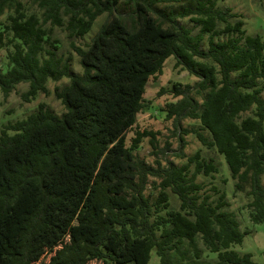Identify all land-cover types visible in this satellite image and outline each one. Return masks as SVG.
I'll list each match as a JSON object with an SVG mask.
<instances>
[{"label": "trees", "instance_id": "trees-1", "mask_svg": "<svg viewBox=\"0 0 264 264\" xmlns=\"http://www.w3.org/2000/svg\"><path fill=\"white\" fill-rule=\"evenodd\" d=\"M219 1L197 0L167 13L157 8L162 0H129L130 10L120 14L121 0H0L5 98L28 84L29 102L48 93L50 81L70 80L55 91L64 114L41 104L0 134V264H149L153 251L160 264H256L233 249L245 234L226 193L214 187L219 197L212 200L198 181L215 178L219 165L184 152V136L195 134L222 155L236 192L250 198L251 222L264 223V39L247 35L241 16L219 9ZM105 14L85 49L71 44L82 68L74 73L58 56L54 28L83 38ZM188 17L198 35L179 22ZM171 57L199 79L168 90L180 99L163 110L179 136L176 156L187 163L154 166L134 152L146 138L158 149V139L135 128L147 84ZM186 119L201 128H184ZM151 179L159 181L155 199L147 195ZM199 240L215 261L201 258Z\"/></svg>", "mask_w": 264, "mask_h": 264}, {"label": "rangeland", "instance_id": "rangeland-1", "mask_svg": "<svg viewBox=\"0 0 264 264\" xmlns=\"http://www.w3.org/2000/svg\"><path fill=\"white\" fill-rule=\"evenodd\" d=\"M196 1L197 0H162V2L157 5V8L167 13L178 12L189 6L194 7ZM131 6L132 4H130L129 0H121L118 12L120 14H126ZM217 6L219 9L231 8L233 13L240 15L241 19L245 22L244 30L247 35H260L264 39V0H220ZM107 18L108 14L101 16L94 24L92 30L83 38H70L65 27L54 28L53 38L58 41V56L66 61H70L71 69L74 73L80 74L82 68L80 65V58L72 49L71 44L74 43L76 46L85 49L91 43L92 39L98 33L100 27ZM179 22L191 29L194 35L200 33V27L193 22L190 17L180 19ZM223 38L224 37H218L216 40L219 41ZM208 46L209 36L207 35L202 47L206 50L208 49ZM46 48L49 49L52 47L47 44ZM0 67L4 69L5 72L9 68L6 49H0ZM198 81L199 79L189 74V72L176 68L174 57L169 58L165 62L163 74L157 80L149 81L145 93L147 106L138 115L137 126L135 129L153 132L158 139L159 145L158 149L155 150L150 144V138L144 139L140 147L134 152L137 157L154 166L156 165L157 160L161 161L164 165L168 160L178 166L187 163V159L176 156V153L180 148L179 136L178 133H176L173 121H168L166 119L163 110L166 109L168 104L176 103L180 99L174 98L172 95L168 94V90L175 85H194ZM69 83L70 80L68 78H64L58 82L50 81L48 83V93H41L29 102L25 101L23 98V95L29 89L28 84L18 85L16 90L8 98H5L0 89V134L6 125L24 120L32 113L38 111L41 104H44L46 108L58 115L64 114L66 109L62 102L57 99L55 91L56 88H62ZM183 127L199 130L201 124L198 120L186 119L183 121ZM9 132L10 134H13L12 131ZM204 133L208 135L207 132ZM134 135V129L128 132V146L131 145V140ZM184 137L188 143L184 152L188 157L200 152L205 159H214L219 165L220 173L216 174L215 178L200 176L198 181L205 184L206 193L213 196L212 200H217L219 197V195L213 191L214 187H217V189L226 193L227 200L230 203L229 210L237 215L241 225V231L245 234L243 244L236 245L233 249L241 254H251L256 264H264V223L255 224L251 222L249 209L247 208L250 198L245 193L236 192L234 181L231 179L229 168L222 155L214 149L209 150L205 148L195 134H189ZM168 147L169 150L166 151ZM158 182L159 181L155 179L150 180L147 195L152 199H155L159 193V191L155 189V185ZM169 194L171 196L172 208L178 209L179 201L171 191H169ZM55 241L56 237H51L49 240V247ZM199 247L202 250L201 258L203 260L215 261L217 259V254L206 250L201 240H199ZM188 257L189 259H194V253L189 251ZM179 263L182 264V262ZM149 264H160V259L156 251L152 252Z\"/></svg>", "mask_w": 264, "mask_h": 264}]
</instances>
